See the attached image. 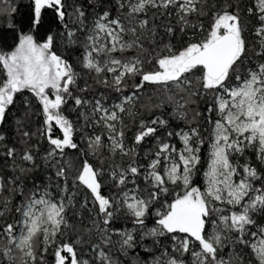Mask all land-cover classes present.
<instances>
[{
    "label": "snow or ice",
    "instance_id": "6c2138e0",
    "mask_svg": "<svg viewBox=\"0 0 264 264\" xmlns=\"http://www.w3.org/2000/svg\"><path fill=\"white\" fill-rule=\"evenodd\" d=\"M200 2L201 0H117V8H126L129 21L138 23L139 29H147L155 43V31L148 28L149 21H136L140 13L146 14L148 8H174L181 24L180 31L183 32L190 24L188 17L203 12L198 6ZM33 4L30 17L32 30L41 26L42 9L45 8L53 9L56 19L67 27L63 0H33ZM88 6L95 5L88 0ZM229 8L231 5L225 3L224 8L214 14L210 31L203 39L187 42L177 51H173L170 44H165L164 48L169 54L156 55L154 67L151 69H146L145 61L139 57L122 55L134 48L140 52L148 50L141 42L137 28L126 27L119 16L112 17L111 11L98 13L91 30L87 31L83 56L86 69L97 75L112 74L111 83L106 78L101 82L106 86L115 87L118 92L123 90L126 77L139 78V82L134 85L135 91L124 97L126 103L136 98L148 84L160 86L165 91L175 89L177 93L187 92V97L181 96L180 100H177L175 96L169 95L157 105L160 108L165 104L173 105V117L183 120L187 117L186 106L195 103L192 98L198 97L202 90L213 95V104L205 111H215L218 116L213 122V142L210 162L204 172L206 183L203 190L193 179L200 163V145L203 144L196 127L189 128L187 132H168V137H180L182 149L178 150L170 143L159 141L146 169L133 161L126 168L118 167L111 171L110 175L116 187L126 185L129 181L135 184L136 178L143 175L145 183L150 186L146 198L135 194L130 196L127 191L119 201L103 195L100 180L102 173L87 160L82 161L81 167L74 173L73 185L83 186L93 198L96 218L92 220V227L96 230V235L105 247L112 245L113 235H118V253L125 257L129 256L130 252L133 254L127 264H186L185 259L169 254L167 248H163L161 253L167 257L165 260L153 255L152 250L147 247L143 249V256L136 251L141 246L140 240L153 237L157 238L153 243L160 244L162 242L158 238L165 236L170 238L172 251L178 253L179 257L190 254L191 264H234V260L243 264L242 253L225 259L224 249L236 245L250 248L258 264H264V227L249 232V228L257 224L253 214L264 212V174L255 166L244 163L241 165L243 173L240 175L232 161L236 154H243L252 148L257 159L264 164V62L247 69L244 75L238 71L247 58L248 47L243 35L245 28L238 11H229ZM74 12L76 21L84 30L87 20L85 8L77 6ZM247 12L257 18L254 35L260 51L255 52V55L264 57V0H255L253 7L248 8ZM129 33L131 36L126 39ZM173 33V28L166 29V35ZM73 35L74 32L69 30L68 36ZM53 45L52 35L39 42L32 34H26L19 38V43L13 51L0 53V67L4 71V78L0 81V121L4 120L6 110L14 103V96L25 90L29 91L36 98L44 116L45 128L42 135L52 146L45 157L46 160H54L58 155L63 158L65 149H78L73 140V124L63 114L62 109L68 98H73L78 106L84 103L81 98L73 97L70 89V85L76 83V73L66 60L52 50ZM116 53L121 55H113ZM192 76H197L200 90L189 91ZM233 80L235 84L232 83ZM25 104L30 106L28 100H25ZM116 107L118 111H109L97 101L95 110L103 113L100 120L110 132L108 140L111 152L129 155L135 152V148H126L123 141L125 133L116 126L121 119L119 113L125 112L126 109L122 104ZM199 115L200 113H196L193 118ZM53 124L62 136H53ZM168 125L169 121L163 118V113L147 122L142 121L134 136V145H141L146 138L154 137L161 127ZM24 135L27 136L28 133ZM102 146L101 136L97 135L90 140L89 147L93 151ZM14 154V149L7 151L9 157ZM21 158L35 166L34 157L30 152H26ZM56 165L55 176L63 181L61 191L68 192V169L71 168V163L66 161L65 164H60L59 160H56ZM21 172L27 173L28 169L21 168ZM237 176L240 178L234 179ZM256 182L259 186H256ZM11 183L15 185L13 191L24 200V203L15 209L23 219L15 224L5 225L0 229V236H6L9 244H15L25 256L35 261L34 238L42 234L44 244L57 245V237L63 234L62 228L68 227L65 208L71 205L72 198L69 196L66 203L65 197L54 201L48 186L41 189L39 185L33 184L32 190L29 191L20 188L18 178ZM168 184L181 185L182 191L176 193L170 202L166 201L162 205L163 211L155 212L156 227L149 229L146 220L151 214V207L162 196L169 194ZM3 190L4 181L0 178V191ZM217 204L238 207V210L222 214L224 209L217 207ZM121 206L127 209L134 226L130 231L113 228L117 219L116 213ZM2 214L0 212V215ZM18 225L21 234L17 238L15 232ZM209 225L213 226L211 232L208 231ZM137 228L141 232L134 234ZM91 231L90 228L85 229L86 233ZM223 232L231 235L224 236ZM258 236L259 243H256ZM84 242L86 241L79 237L76 240V243ZM193 245H197L199 250H194ZM90 247L97 252L101 264H121L99 244L91 243ZM44 251H47V248ZM10 252L11 248L2 253L8 261L13 259ZM149 256L152 257L151 260L147 259ZM54 260L55 264H66V261L70 264H88V261L81 262L77 259L74 245L67 242L56 246Z\"/></svg>",
    "mask_w": 264,
    "mask_h": 264
},
{
    "label": "trees",
    "instance_id": "16d2710c",
    "mask_svg": "<svg viewBox=\"0 0 264 264\" xmlns=\"http://www.w3.org/2000/svg\"><path fill=\"white\" fill-rule=\"evenodd\" d=\"M254 2L255 0H201L198 6L203 9V12L199 15H190L188 17L190 24L183 32L180 31L181 24L178 22L174 8H148L146 14L142 13L136 17V21L138 22L141 19L149 21L148 28L155 31L156 42L153 43L152 35L147 29H139L138 23L129 21L126 8L124 10L117 8V0H91V3L95 5L94 7L88 6V0H63L66 8L65 23L67 27L56 19V13L53 9L45 8L42 9V24L35 30H32L30 24L34 6L33 0H0V53L13 51L22 35L32 34L39 42H43L48 35H52L54 37L52 50L66 60L76 73V83L70 85L73 97H79L84 101L82 105L78 106L73 98H68V102L62 109L63 114L73 124V140L77 143L78 149H65L63 158L58 155L54 160H46L45 157L52 146L45 136L42 135L45 128L43 123L44 116L36 98L27 90L14 96V103L6 110L4 120L0 121V178H3L4 181V190L0 191V212L3 213L0 215V229L7 224H15L23 219L21 214L15 209L20 207L24 200L13 191L15 185L11 183L12 180L18 178L20 188L29 191L32 190L33 184L39 185L41 189L44 186H48L51 198L54 201H59L61 197H65L66 203L69 196L72 198L71 205L65 208V219L68 220V227L62 228L63 234L57 237V245L61 242L72 243L79 261H88V264H101L97 252L90 247L91 243L99 244L114 260L120 261L121 264H127V261L133 258V254L130 252L129 256L125 257L118 253V241L120 240L118 235L112 236L113 243L108 247H105L96 235V230L92 227V220L96 218V207L93 204V198L83 186L75 187L73 185L74 173L81 167L82 161L87 160L95 169L102 173L100 180L102 182L101 192L103 195L113 197L119 201L122 200L124 192L137 188L138 193L146 198L150 186L145 183L143 175L136 178L135 184L129 181L126 185L116 187L110 175L111 171L118 167L126 168L133 161L138 165H142L143 169H146L152 154L157 150L159 141L162 140L178 147L181 145L179 137H168V132L188 131L189 128L196 127L199 130L203 144L200 145V163L197 165L198 171L194 174L193 179L203 190L205 186L204 172L207 171L209 163V150L214 128L213 122L218 116L215 111L212 113L205 111L207 107L213 104V95L211 92H203L201 90V94L198 97L192 98L195 103L186 106V119L174 118L173 105L165 104L162 108L157 107V105L165 101L169 95L175 96L177 100H180L181 96L187 97V92L177 93L175 89L165 91L160 86L148 84L138 93L136 98L124 104L126 111L119 114L121 119L116 124L117 129L123 130L125 133L123 141L126 148H135V152L129 155L111 152L108 131L103 121L100 120V113L95 110L96 102L99 101L108 105L122 101L125 96L131 95L135 91L134 85L139 82V78L126 77L123 90L118 92L115 87L106 86L101 82L106 78L111 83L112 74L101 73L97 75L86 69L83 56L85 55L87 31L91 30L98 13L105 10L111 11L112 17L119 16L126 27L137 28L138 33L141 35V42L145 49L148 50L147 52H140L134 48L122 55L125 57H139L145 61L144 67L151 69L154 67L156 55L169 54L167 49L164 48L165 44H170L172 50L177 51L187 42L203 39L210 31L214 14L221 11L225 3H228L231 5L228 10L238 11L242 25L245 28L243 35L248 47V54L243 66L238 69L241 74L248 66L249 68L251 67V61L257 58L255 52L260 49L258 40L254 35L257 18L247 12L248 8L253 7ZM77 6L84 7L87 12L84 30L81 29V26L76 21L74 10ZM13 9L15 10L13 11ZM168 27L173 28V34H165ZM69 30L74 32L72 37L68 36ZM113 55L119 56L121 54L116 53ZM249 59L251 60L250 62L248 61ZM246 63L247 66L245 65ZM3 78L4 71L0 67V81ZM190 79L192 83L189 91L200 90L201 85L197 80V76H192ZM25 100L30 102V106L25 104ZM161 113H163V118L169 121V125L161 127L154 137L146 138L141 145L135 146L134 136L139 130L141 122H147L155 116H161ZM196 113H200V115L194 119L193 117ZM209 116L211 119H207ZM24 133H28V135L25 136ZM97 135L101 136L103 146L93 151L89 147L90 140ZM53 136H62V133L54 124ZM9 149L15 150L13 157L7 156ZM26 152H30L33 155L35 166L31 162L22 160L21 157ZM56 160H59L60 164H65L66 161L71 163V168L68 169V192L61 191L63 181L55 176ZM232 161L240 175L243 173L241 165L244 163L255 166L261 174H264V164H261L257 159L256 152L252 148L247 149L243 154H236L232 157ZM21 168L28 169V172L22 173ZM167 186L169 194L162 196L151 207V214L146 220V225L149 229L156 227L155 220L157 217L155 212L157 210L163 211L162 205L166 201L170 202L176 193L182 191L179 185L168 184ZM256 186H259L258 182H256ZM216 206L223 208L224 214L238 210V207L233 206L219 204ZM116 216L117 219L113 224L114 229L129 231L133 229L134 226L131 224V219L125 207L121 206ZM253 216L257 224L250 227L249 232L257 231L258 227L264 226V212H256ZM89 228L92 231L86 233L85 229ZM20 232L18 225L15 232L17 238ZM140 232L141 230L137 228L134 234ZM228 235L231 234L226 233L225 236ZM78 237L86 242L76 243ZM42 239V234H38L34 238L35 264H55L54 252L57 245H46L42 242ZM154 239L157 238L146 237L140 240L141 246L136 251L143 256V249L147 247L152 250L153 255L165 260L167 257L162 256L161 253L163 248H167L169 254L185 259L186 264H191L192 257L190 254L179 257L178 253L172 251V242L168 236L159 237L158 239L162 242L160 244H154ZM9 248H11L12 261H8L7 257L2 255ZM45 248H47V251H44ZM193 249L199 250L197 245H193ZM239 253L243 254V264H258L253 252L248 247L236 245L224 249L225 259H228L229 256L234 258ZM147 259L151 260L152 257L149 256ZM25 261L27 260L24 253L15 244H9L6 236H0V264H25ZM27 264L31 263L27 261ZM66 264H70V262L66 261ZM234 264H241V262L234 260Z\"/></svg>",
    "mask_w": 264,
    "mask_h": 264
},
{
    "label": "rangeland",
    "instance_id": "374dc122",
    "mask_svg": "<svg viewBox=\"0 0 264 264\" xmlns=\"http://www.w3.org/2000/svg\"><path fill=\"white\" fill-rule=\"evenodd\" d=\"M140 14H142V13H140ZM139 14V15H140ZM138 15V16H139ZM137 16V17H138ZM130 36H131V34L129 33L128 34V36H126V39L127 38H130ZM259 51H260V49H259ZM249 62L251 61L250 59L248 60ZM261 62H264V57H257L256 59L254 58L252 61H251V63L252 64H250L251 65V67H253V66H255L256 64H259V63H261ZM246 66H247V63L245 64ZM245 66V67H246ZM250 67V68H251ZM247 69H249V66L244 70V72L243 73H241V75H244V73L246 72V70ZM232 83L233 84H235V81L233 80L232 81ZM126 102H125V100L123 99L122 101H120V102H114L113 104H108V105H105V104H103L102 102H100V104L105 108V109H108L109 111H118V109H117V105H123L124 106V104H125ZM100 113V116H102L103 115V113H101V112H99ZM120 114V113H119ZM104 123V122H103ZM105 126V125H104ZM107 129V128H106ZM213 130H214V128H213ZM107 131H108V136L110 135V132H109V130L107 129ZM185 132H187V131H185ZM179 137V136H178ZM95 138V137H94ZM179 139H180V137H179ZM180 142H181V139H180ZM212 142H213V131H212V141H211V144H212ZM175 147L178 149V150H181L182 149V147H183V145H182V142H181V145L178 147V146H176L175 145ZM210 152H211V145H210V150H209V162H210ZM174 156H175V154H173ZM240 177L239 176H237V177H234V179H239ZM205 183H206V178H205ZM180 187H181V190H182V186L181 185H179ZM134 190V191H133ZM133 190H131V191H128V193H129V195L131 196V195H138V196H140L141 198H144V197H142L139 193H138V191H137V188L136 189H133ZM225 206H229V205H225ZM232 207V206H231ZM225 213V212H224ZM224 213H222V214H224ZM214 219L216 218L215 216L213 217ZM262 227H264V226H262ZM221 228H222V225H221ZM208 231L209 232H211V231H213V226H211V225H209V227H208ZM226 233L227 232H223L222 233V235H226ZM20 234H21V232H20ZM20 234H19V236H20ZM259 239H260V237L258 236L256 239H255V242L256 243H259ZM254 254V253H253ZM254 256H255V254H254ZM26 257V260L27 261H29L31 264H35V261H32L30 258H28L27 256H25ZM255 258H256V256H255ZM257 262H258V260H257Z\"/></svg>",
    "mask_w": 264,
    "mask_h": 264
}]
</instances>
